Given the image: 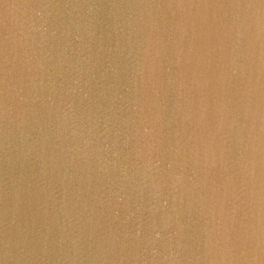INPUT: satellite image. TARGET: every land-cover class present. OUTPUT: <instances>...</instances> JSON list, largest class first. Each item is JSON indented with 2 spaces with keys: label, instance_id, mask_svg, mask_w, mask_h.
I'll list each match as a JSON object with an SVG mask.
<instances>
[{
  "label": "water",
  "instance_id": "water-1",
  "mask_svg": "<svg viewBox=\"0 0 264 264\" xmlns=\"http://www.w3.org/2000/svg\"><path fill=\"white\" fill-rule=\"evenodd\" d=\"M0 264H264V0H0Z\"/></svg>",
  "mask_w": 264,
  "mask_h": 264
}]
</instances>
